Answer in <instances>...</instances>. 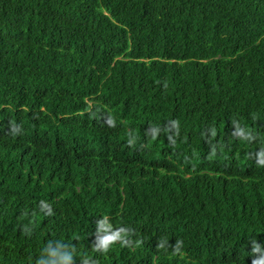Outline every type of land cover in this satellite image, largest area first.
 <instances>
[{
  "label": "trees",
  "instance_id": "16d2710c",
  "mask_svg": "<svg viewBox=\"0 0 264 264\" xmlns=\"http://www.w3.org/2000/svg\"><path fill=\"white\" fill-rule=\"evenodd\" d=\"M54 240L75 264L264 256V0H0V264Z\"/></svg>",
  "mask_w": 264,
  "mask_h": 264
},
{
  "label": "clouds",
  "instance_id": "9594fccd",
  "mask_svg": "<svg viewBox=\"0 0 264 264\" xmlns=\"http://www.w3.org/2000/svg\"><path fill=\"white\" fill-rule=\"evenodd\" d=\"M112 225L106 220L101 219L97 222V231L104 233L97 237L95 247L97 249L107 250L113 242L116 233L111 231ZM261 246L254 245L252 252L255 254L261 252ZM35 264H75V249L60 240L49 241L41 249L40 254L35 259ZM252 264H264V256L256 257Z\"/></svg>",
  "mask_w": 264,
  "mask_h": 264
}]
</instances>
